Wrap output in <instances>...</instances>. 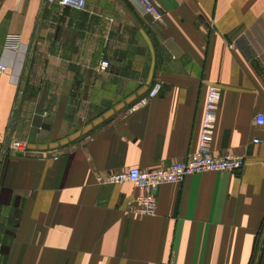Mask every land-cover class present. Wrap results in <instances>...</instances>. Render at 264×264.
Instances as JSON below:
<instances>
[{
    "label": "crops",
    "instance_id": "crops-1",
    "mask_svg": "<svg viewBox=\"0 0 264 264\" xmlns=\"http://www.w3.org/2000/svg\"><path fill=\"white\" fill-rule=\"evenodd\" d=\"M156 1L159 23L126 0H0V264H264V0ZM209 83L211 151L242 166L160 183L154 213L127 211L138 188L104 173L193 150ZM13 107L23 151L4 141Z\"/></svg>",
    "mask_w": 264,
    "mask_h": 264
},
{
    "label": "built area",
    "instance_id": "built-area-1",
    "mask_svg": "<svg viewBox=\"0 0 264 264\" xmlns=\"http://www.w3.org/2000/svg\"><path fill=\"white\" fill-rule=\"evenodd\" d=\"M59 4H70L77 8L83 6V0H53ZM132 7L136 8L151 23H159L162 17V9L156 0H126ZM18 37L9 33L5 37L4 49H15L18 47ZM107 60L100 59L98 68L105 69ZM5 65L0 62V69ZM161 88V80L155 79L148 88L146 95L139 97L137 102L143 103L148 98L158 94ZM217 85L209 83L206 86L203 108L200 118L199 131L196 147L186 153L183 157L174 159L157 168H141L131 165L120 170H108L101 179L104 182L116 183L130 181L138 191L126 199L125 209L139 214H152L155 211L156 197L155 188L163 182H178L186 174L204 170H233L242 166L243 157L231 152L215 154L211 151L210 141L215 121V112L218 100ZM134 105H131L132 109ZM264 113L257 111L254 114V123L262 124ZM253 142L259 141L257 136L251 138ZM8 147L14 151H23L26 148L24 142L10 138Z\"/></svg>",
    "mask_w": 264,
    "mask_h": 264
},
{
    "label": "water",
    "instance_id": "water-1",
    "mask_svg": "<svg viewBox=\"0 0 264 264\" xmlns=\"http://www.w3.org/2000/svg\"><path fill=\"white\" fill-rule=\"evenodd\" d=\"M26 60H27V56L25 57V61H24L25 63H26ZM15 115H16V107H13L11 109V114H10V117H9V121L7 123L8 132H7V135L4 138V141L6 143L9 141L11 130H12L13 126H14Z\"/></svg>",
    "mask_w": 264,
    "mask_h": 264
},
{
    "label": "trees",
    "instance_id": "trees-1",
    "mask_svg": "<svg viewBox=\"0 0 264 264\" xmlns=\"http://www.w3.org/2000/svg\"><path fill=\"white\" fill-rule=\"evenodd\" d=\"M253 262H254V257H253V260L251 259V261H250V263H249V264H253Z\"/></svg>",
    "mask_w": 264,
    "mask_h": 264
},
{
    "label": "rangeland",
    "instance_id": "rangeland-1",
    "mask_svg": "<svg viewBox=\"0 0 264 264\" xmlns=\"http://www.w3.org/2000/svg\"><path fill=\"white\" fill-rule=\"evenodd\" d=\"M68 141H69V139L66 142H68Z\"/></svg>",
    "mask_w": 264,
    "mask_h": 264
}]
</instances>
